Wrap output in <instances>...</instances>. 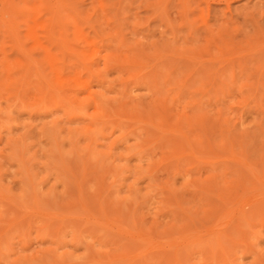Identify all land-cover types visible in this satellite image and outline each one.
<instances>
[{
  "label": "rangeland",
  "instance_id": "obj_1",
  "mask_svg": "<svg viewBox=\"0 0 264 264\" xmlns=\"http://www.w3.org/2000/svg\"><path fill=\"white\" fill-rule=\"evenodd\" d=\"M262 2L0 0V264H264V45L243 23L256 7L264 26ZM57 3L68 48L41 28ZM205 23L242 52L206 43ZM88 80L77 101L102 95L108 121L57 95ZM219 235L224 259L205 248Z\"/></svg>",
  "mask_w": 264,
  "mask_h": 264
},
{
  "label": "bare ground",
  "instance_id": "obj_2",
  "mask_svg": "<svg viewBox=\"0 0 264 264\" xmlns=\"http://www.w3.org/2000/svg\"><path fill=\"white\" fill-rule=\"evenodd\" d=\"M29 1V0H28ZM201 3L203 2L205 5H206V9L208 10L209 8H210V4H215V5H219V4H225L228 8H229V3L230 2H234L235 0H199ZM259 1H262V0H259ZM199 4V3H198ZM5 5H7V1H5V3H3L2 4V7L3 6H5ZM262 6H264V2H262ZM6 7H8L9 8V6L7 5ZM11 7H15V5H13V6H11L10 5V9H11ZM226 7V8H227ZM258 7V6H257ZM26 8V7H25ZM25 8H23V10L25 9ZM259 8V7H258ZM258 8H257V10H258ZM262 8V7H261ZM3 9H4V7H3ZM9 9V10H10ZM49 8H46V11L48 10ZM65 9H66V6L65 5H62V4H59V3H57L54 7H51L50 8V10H49V14H50V17L48 18V21H47V23L49 22V24H47L46 26H43V27H41L42 28V30H45L46 31V37H45V39L44 40H46L47 42L46 43H49V45L51 44V43H53L54 45H56V44H58V46L60 45V44H62L61 46H63V47H65L67 44L69 45V40H68V38H67V31L65 30V29H60L59 28V30L60 31H57V33H58V36L59 37H56V29H57V25L56 24H59V27H60V22H59V15L61 14V13H63L64 11H65ZM26 10H28V8L26 9ZM26 10L24 11V12H26ZM259 11V10H258ZM34 12V11H33ZM255 12H256V7H255V9H253V11H251L249 14H246V16L247 17H249V19L247 20H244V24H245V26H248V25H250V27H252L253 29H254V33H255V36L254 35H251V37H253L254 36V38L256 39V40H258V44H259V42L262 44V45H264V26H262V24H260V21H258L256 18H255ZM261 12V11H260ZM28 13H32V10H30L29 9V12ZM40 13V12H39ZM47 13H48V11H47ZM247 13V12H246ZM258 16V18H261L262 20H264V12H261V13H256ZM39 16L41 15V13L40 14H38ZM37 15V16H38ZM189 15V14H188ZM39 16H38V18H39ZM41 17V16H40ZM186 17H187V15H186ZM205 17H206V15H205ZM244 18H246V17H244ZM188 20V22H190L189 21V19H187ZM231 20V19H230ZM38 19H36L35 18V20L34 21H31L34 25L36 24L37 25V23H38ZM262 22H264V21H262ZM194 23V22H193ZM192 23V24H193ZM74 24V23H73ZM206 24V23H205ZM207 24H208V22H207ZM206 24V25H207ZM226 24H228V23H226ZM75 26L74 27H76L75 29H74V36H76V37H83V38H85V36L83 35L84 33H83V29L82 30H79L78 28L80 27H78V25L77 24H74ZM194 25V24H193ZM192 25V26H193ZM191 26V25H190ZM195 26V25H194ZM193 26V27H194ZM204 26V25H203ZM229 26V25H228ZM242 26H244V25H242ZM207 27H208V25H207ZM221 27V26H220ZM219 27V28H220ZM224 26L222 25V28H223ZM227 27V26H226ZM226 27H224L225 28V34L223 33V31H222V33L224 34H221V33H216V31H214V30H211V29H209V28H211L210 26L208 27V29L206 28V26H205V28H206V30H205V28H204V30H205V35L203 34V38L205 39H203L204 41H206V43H213L214 44V48L215 49H217V51H220V53H222V54H235V53H237L238 54V52H242V50H243V47L242 46H240L241 45V43L239 44V42L238 41H236V42H238V43H236L235 42V36H233L234 35V33L232 34V35H228V30L229 29H227ZM239 27V26H238ZM202 28V27H201ZM200 28V29H201ZM215 28H217V27H215ZM197 29V28H196ZM239 29V28H238ZM193 31L192 32H194V30L195 29H192ZM221 30V29H220ZM224 30V29H223ZM227 30V31H226ZM234 30H235V28H234ZM237 30V29H236ZM197 31V30H196ZM215 33H214V32ZM217 31H219V30H217ZM201 32H204L202 29H201ZM241 32H242V30H241ZM197 33H199V30L197 31ZM247 33V32H246ZM253 33V34H254ZM235 34H237V33H235ZM247 35H248V33H247ZM95 36H97V35H95ZM249 36V35H248ZM244 38V37H243ZM99 39V38H98ZM237 39H239V38H237ZM236 39V40H237ZM248 39V38H247ZM249 39H250V37H249ZM253 38H251V40H252ZM260 39V40H259ZM35 40H36V38H35ZM85 41H86V39H84ZM101 40V39H100ZM246 40V39H245ZM98 41V40H97ZM102 41H103V39H102ZM101 41V42H102ZM195 41V40H194ZM193 41V42H194ZM240 41V40H239ZM253 41V40H252ZM250 42V40L246 43V44H248L249 42L252 44L253 42ZM255 41V40H254ZM87 42V41H86ZM192 42V43H193ZM246 42V41H245ZM100 43V42H99ZM257 43V41H255V45H257L256 44ZM39 44V43H38ZM52 44V45H53ZM96 44H98V42H96L95 43V45ZM250 44V46H252ZM41 45V44H40ZM43 45V44H42ZM68 45H67V48H68ZM260 46V45H259ZM70 47V46H69ZM241 47V48H240ZM248 47V46H247ZM255 47H257V46H254V48ZM262 47H264V46H262ZM253 48V49H254ZM101 47H96L95 48V46H91V45H88L87 46V51H89V50H92L91 51V53H92V57L93 58H98L99 56H100V52H101ZM207 49V48H206ZM249 50H251V47L250 48H248L246 51H244V52H249ZM262 50V49H261ZM87 51H82V53H80V52H78V51H75V55L74 56H76L75 57V61H77L78 62V65L77 64H75L76 66H79V67H77V68H79V72L80 73H82L83 72V74L85 73V74H87V75H89L88 77H92L93 75L91 74V67L95 64V61L93 60V58L91 59V60H89V61H87V55H86V53H87ZM189 51V50H188ZM191 51V50H190ZM193 52H194V50H192ZM199 52V50L197 51V53ZM207 52V58L208 59H206V57H205V60H206V63L205 62H203V64L205 65L206 64V67L208 68V66L210 67L211 65H208L207 64V62L209 63H211L212 64V66L211 67H213V63H215V64H217L218 62H219V60L217 61V63H216V60H217V58L215 57V58H213V57H211V52H210V50H208V51H206ZM205 52V53H206ZM244 52H243V54H244ZM247 52V53H248ZM250 52H252V51H250ZM250 52L248 53V54H250ZM143 53V52H142ZM195 53H196V51H195ZM239 53V54H240ZM255 53V51L253 52V53H251V54H254ZM168 54V53H167ZM200 54H201V52H200ZM203 54V53H202ZM193 55V54H192ZM245 55V54H244ZM164 56V55H163ZM166 56V55H165ZM164 56V57H165ZM194 56V58L196 57V54L195 55H193ZM205 56V55H204ZM234 56V55H233ZM138 57V56H137ZM159 57V56H158ZM164 57H162V58H164ZM223 57H224V55H223ZM248 57V56H247ZM106 58H112V66L114 65L115 67H116V69H117V72H119V73H121L123 70H122V68L124 67V64L123 63H119V61L118 60H115V58L114 57H111V56H107V57H105L104 59H106ZM133 58H135V57H133ZM161 58V59H162ZM177 58V57H176ZM179 58V57H178ZM77 59V60H76ZM137 59V58H136ZM202 59V58H201ZM219 59V58H218ZM221 59V58H220ZM223 59V58H222ZM158 60V59H157ZM182 60H183V58H182ZM195 60V59H194ZM197 60V59H196ZM200 60V59H199ZM208 60V61H207ZM229 60V59H228ZM5 61V60H4ZM74 61V62H75ZM105 61H107V59L105 60ZM126 61H127V59H126ZM139 61V60H138ZM180 61V60H179ZM192 61V60H191ZM204 61V60H203ZM221 61V60H220ZM224 61V60H223ZM262 61V60H261ZM227 62V61H226ZM262 62H264V61H262ZM130 62H128V64H129ZM135 63V62H134ZM202 63V62H201ZM200 63V65L202 66V64ZM225 63V62H224ZM233 63V62H232ZM142 64V63H141ZM140 64V65H141ZM160 64V63H159ZM195 64H196V62H195ZM227 64H230L229 62L227 63ZM72 65H74V64H72ZM107 65V64H106ZM105 65V66H106ZM174 65H175V63H174ZM173 65V66H174ZM194 65V64H193ZM192 65V66H193ZM204 65L202 66V67H204ZM208 65V66H207ZM218 65V64H217ZM262 65V64H261ZM134 66V65H133ZM144 66V65H143ZM142 66V67H143ZM197 66V65H196ZM201 66H198V67H201ZM144 67H146V66H144ZM165 67V66H164ZM178 67V66H177ZM190 67V66H189ZM197 67V68H198ZM201 67V68H202ZM73 68V67H72ZM193 68V67H192ZM196 68V69H197ZM73 69H75V68H73ZM116 69H114V70H116ZM189 69V68H188ZM204 69V68H203ZM211 68H209V70H210ZM77 70V69H76ZM126 70V69H125ZM132 70H134V69H132ZM156 70V69H155ZM175 70V69H174ZM173 70V71H174ZM201 70V69H200ZM200 70H199V73H200ZM111 71V70H110ZM184 71V70H183ZM155 71H153V73H151L152 75H150V78L152 79V80H155V78L157 77L156 75H155V73H154ZM170 72V71H169ZM179 72H181V71H179ZM204 72H205V70H204ZM207 72H209V71H206V73ZM197 73V72H196ZM203 73V72H202ZM159 74H163V73H159ZM204 74V73H203ZM165 75V74H164ZM175 75V74H174ZM205 75V74H204ZM149 76V75H148ZM170 76V75H169ZM178 76V75H177ZM144 78V77H143ZM143 78H139V77H136L135 79H134V83L135 84H139V82H143L142 80H140V79H143ZM145 78H148V77H145ZM144 78V79H145ZM190 78V77H189ZM92 79V78H91ZM143 79V80H144ZM158 79V78H157ZM156 79V80H157ZM103 80V79H102ZM102 80H99L98 82H96L97 84L96 85H99V86H102V84L104 83V81H102ZM178 80V79H177ZM146 81V80H145ZM144 81V82H145ZM76 82V81H75ZM78 82V81H77ZM149 82H151V81H149ZM94 83V82H93ZM146 83V82H145ZM154 83H155V81H154ZM185 84V83H184ZM185 86V85H184ZM90 87H92V81H90V80H88L87 82H84V83H76V85L74 86V87H70V86H68V87H66V88H64V87H62L61 89H60V91L58 92V96L62 99V102H64V103H66V105H67V107L68 108H70L69 110H68V115H73V116H75L76 114H75V111L77 110H85L86 109V107L88 108V107H94L96 110H97V112L94 114V119H98V120H100V122L101 123H103L102 122V119H104V118H106V120H107V118H108V120H109V116L108 115H105V116H103V110H105L104 111V114H106L105 112L107 111L106 109H105V106H107L106 105V101H104V100H102V97H100V96H102V95H100V96H98V97H100L101 98V100L97 97H93V96H91V95H89L90 97L88 98V99H86L85 100V102H86V107L85 106H83V104H82V102H80V101H77V96L80 94V93H85V91H88V90H90L89 88ZM105 103H104V102ZM110 105V104H109ZM109 105L107 106V107H109ZM121 105V104H120ZM123 105V104H122ZM121 105V106H122ZM85 107V108H84ZM113 107V106H112ZM124 107V106H123ZM138 107V106H137ZM104 108V109H103ZM118 108V107H117ZM121 108V107H120ZM123 109H125V108H123ZM147 109V108H146ZM122 110V109H121ZM139 111V110H138ZM110 111H108V113L107 114H111V112L109 113ZM115 112H117V110L115 111ZM123 112V111H122ZM125 112V114H126V111H124ZM128 112V111H127ZM149 112V111H148ZM119 113V112H118ZM145 114V113H144ZM112 115H114V114H112ZM111 115V116H112ZM119 115V114H118ZM107 116V117H106ZM115 116V115H114ZM123 116V115H122ZM121 116V117H122ZM125 116V115H124ZM133 115H131V117H132ZM151 116H153V115H151ZM100 117V118H99ZM116 117V116H115ZM130 117V116H129ZM150 117V116H149ZM137 118H139L138 116H137ZM152 118V117H151ZM122 119V118H121ZM128 119V118H127ZM106 120L104 121V122H106ZM107 120V121H108ZM112 120H113V117H112ZM112 120H111V123H112ZM114 120H116L115 118H114ZM113 120V121H114ZM123 120V119H122ZM121 120V121H122ZM124 120H126V119H124ZM117 121H118V118H117ZM142 122V121H141ZM114 123H115V121H114ZM154 123V122H153ZM106 124H108V122L106 123ZM114 125V124H113ZM119 125V124H118ZM158 127V126H157ZM118 128V127H117ZM179 141V140H178ZM181 142V141H180ZM179 142V143H180ZM187 143V142H186ZM189 144V143H188ZM187 144V145H188ZM246 220V217L244 216L243 217V219L242 220H240V221H245ZM240 221L238 222V226L240 225ZM213 241L212 242H210L209 241V243H207L206 244V249L207 250H209V252L211 251V253H214L213 252V250H215L216 251V249L220 252V255H221V257H223V259H224V257H227L228 256V252H227V250L222 246V244H221V240H222V237H221V235H219L218 237H216V238H214V239H212Z\"/></svg>",
  "mask_w": 264,
  "mask_h": 264
}]
</instances>
